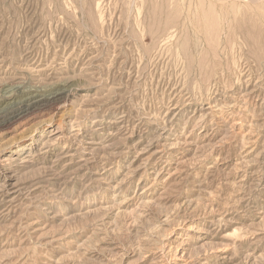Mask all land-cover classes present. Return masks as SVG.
Here are the masks:
<instances>
[{
	"label": "rangeland",
	"instance_id": "1",
	"mask_svg": "<svg viewBox=\"0 0 264 264\" xmlns=\"http://www.w3.org/2000/svg\"><path fill=\"white\" fill-rule=\"evenodd\" d=\"M0 264H264V0H0Z\"/></svg>",
	"mask_w": 264,
	"mask_h": 264
},
{
	"label": "bare ground",
	"instance_id": "2",
	"mask_svg": "<svg viewBox=\"0 0 264 264\" xmlns=\"http://www.w3.org/2000/svg\"><path fill=\"white\" fill-rule=\"evenodd\" d=\"M44 96V95H43ZM33 97V96H32ZM46 97V96H45ZM55 97V96H54ZM59 98H57V100H58ZM49 100V99H48ZM53 100V99H52Z\"/></svg>",
	"mask_w": 264,
	"mask_h": 264
}]
</instances>
